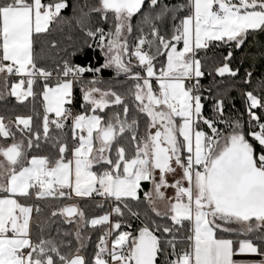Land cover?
I'll return each mask as SVG.
<instances>
[{"label":"snow or ice","instance_id":"6c2138e0","mask_svg":"<svg viewBox=\"0 0 264 264\" xmlns=\"http://www.w3.org/2000/svg\"><path fill=\"white\" fill-rule=\"evenodd\" d=\"M57 26L86 39L48 66L37 45ZM258 34L264 0H0V99L39 95L42 104L38 125L0 115V140H11L0 143V264H264V80L242 94L246 120L226 115L223 97L205 116L200 82L202 51L229 47L214 73L236 77L233 51ZM110 68L133 81L134 104L101 87ZM141 192L158 219L145 214L125 230V217L140 219ZM73 196L110 209L89 220L68 204L40 219L38 201ZM56 217L75 233L53 229ZM88 225L104 229L91 259L82 254Z\"/></svg>","mask_w":264,"mask_h":264},{"label":"trees","instance_id":"16d2710c","mask_svg":"<svg viewBox=\"0 0 264 264\" xmlns=\"http://www.w3.org/2000/svg\"><path fill=\"white\" fill-rule=\"evenodd\" d=\"M70 13V10H69ZM69 13H66L69 14ZM133 23H137V18H134ZM101 27H109L108 25L100 23ZM62 26H57L53 29L52 33L44 37L40 44L37 45V52L42 57V60L48 66L54 65L60 57L64 55L62 49L71 48L72 46H82L85 41V37L77 31H73L69 28H63ZM71 37V39H69ZM50 42H54L58 47L51 48L49 47ZM264 45V34H258L255 38H249L246 44L238 50L233 51V59L230 63V67L233 70L239 69L238 75L236 77H219L214 73V69L217 66H220L225 61L223 57L227 55L230 50L227 46L216 47L213 46L205 53L202 51L200 57L204 59L205 62V76L201 78V84L204 89V95L209 97L204 101L205 116L213 115V103L216 99L223 97L225 99L226 111L225 114L228 116H241L243 120H246V114L244 113L245 103L243 99V92L250 91L256 88L258 90V81L264 80V55L261 53V46ZM91 63L95 66H99L104 63L105 58L103 52L97 48H93L90 51ZM85 57H81L76 60V62L85 61ZM247 71L253 72V78L250 85H245L243 79ZM208 73H212L209 75ZM127 76L119 74L114 68L104 69L100 74V79L102 81H109L110 85L105 88H111L121 95L129 96L128 90L132 87L133 81L127 80ZM91 78V77H89ZM16 81V77H11L9 79V84ZM3 81L0 80V87H2ZM211 89V92L208 90ZM38 91V89H37ZM77 103L75 105V110H80V99L79 91L76 93ZM129 103L134 104V101L131 100L129 96ZM111 114V110H109ZM135 115V112L132 113ZM0 115L5 116L6 118L15 119L16 116H34V124H39V117L42 115V104L41 97L38 95L35 100L29 98L28 101L23 104L18 103L14 97L5 95L4 98L0 99ZM143 128V122L141 121V129ZM15 130V129H14ZM205 130L206 127H205ZM20 138V134L17 133V139ZM11 143V140L3 141L0 140V143ZM41 154H48L49 149L47 147H42L39 150ZM32 154H36V151L32 150ZM150 184L145 183L143 185V190L148 191ZM141 202L138 206L134 207V210L140 212V219L128 218L125 217V220L128 223H131L132 228L125 230H138L143 226V222L146 221L147 217L158 219L151 212V209L148 207L147 202L144 200L143 192H141ZM101 198H76L72 197L71 199H49L45 201H38L42 208V214L40 219L46 220L49 218L51 211L56 210L57 208L63 207L68 204H77L80 209L85 212L87 219L98 217L103 215L110 209L108 203L104 204L103 208L98 207L97 205L101 203ZM135 203V202H134ZM56 223L53 225V229L59 228L61 232H72L76 231V224H66L63 222V217H56ZM103 228L97 227L92 228L90 225L82 227V235L85 237H90V239L85 240L86 247L83 250L82 254L91 259L96 251V244L98 242L99 236L103 232ZM34 232V238L36 236ZM52 235L55 236L56 232L53 230ZM67 239H72V237H67ZM73 249L76 246V241L72 240ZM67 251V249H64Z\"/></svg>","mask_w":264,"mask_h":264},{"label":"rangeland","instance_id":"374dc122","mask_svg":"<svg viewBox=\"0 0 264 264\" xmlns=\"http://www.w3.org/2000/svg\"><path fill=\"white\" fill-rule=\"evenodd\" d=\"M133 63H135V61H133ZM115 69V68H114ZM116 70V69H115ZM134 71H139V69L138 68H134L133 69ZM117 72V71H116ZM119 74H123V73H119ZM124 75V74H123ZM127 78V80H130L128 77H126ZM102 81V80H101ZM15 82V81H14ZM110 85V82L109 81H102V84H101V87H107V86H109ZM179 176H180V173H179V171L177 172V175H176V178H179ZM172 179H173V177H171V176H169V181L171 182L172 181ZM151 190V184H150V187H149V189H148V191H150ZM167 195L168 196H173L174 195V191L172 190V189H168L167 190ZM157 207L161 210V211H164L165 210V207H164V204L163 203H158V205H157Z\"/></svg>","mask_w":264,"mask_h":264},{"label":"crops","instance_id":"0c3cea01","mask_svg":"<svg viewBox=\"0 0 264 264\" xmlns=\"http://www.w3.org/2000/svg\"><path fill=\"white\" fill-rule=\"evenodd\" d=\"M245 264H252V262L251 261H246Z\"/></svg>","mask_w":264,"mask_h":264},{"label":"built area","instance_id":"2783aa9c","mask_svg":"<svg viewBox=\"0 0 264 264\" xmlns=\"http://www.w3.org/2000/svg\"><path fill=\"white\" fill-rule=\"evenodd\" d=\"M96 198H99V197H96Z\"/></svg>","mask_w":264,"mask_h":264}]
</instances>
